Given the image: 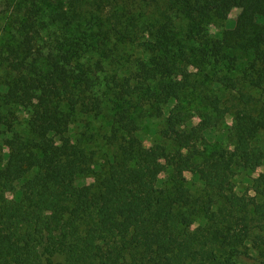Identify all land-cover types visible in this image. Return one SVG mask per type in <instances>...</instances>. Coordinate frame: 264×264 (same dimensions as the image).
<instances>
[{"label": "trees", "instance_id": "16d2710c", "mask_svg": "<svg viewBox=\"0 0 264 264\" xmlns=\"http://www.w3.org/2000/svg\"><path fill=\"white\" fill-rule=\"evenodd\" d=\"M235 10V28L211 37L205 21L225 22ZM180 23L203 47L199 65L226 50L249 55L242 78L215 80L237 94L232 105L203 95L201 130L174 105L199 84L184 49L193 36L179 37ZM14 39L0 64V104L27 113L28 136L0 110V189L14 193L23 182L16 199L0 201V264H241L236 257L248 246L264 264V172L253 197L233 188L236 169L264 167V0H59L45 19L28 7ZM128 44L141 56L125 75L113 74ZM107 90L119 106L107 137L114 154L97 184L81 186L93 158L71 127L101 115ZM145 104L164 119L171 151L143 146ZM228 115L233 148L207 154L200 147ZM187 173L204 196L192 194ZM199 214L204 224L191 232L186 225Z\"/></svg>", "mask_w": 264, "mask_h": 264}, {"label": "rangeland", "instance_id": "374dc122", "mask_svg": "<svg viewBox=\"0 0 264 264\" xmlns=\"http://www.w3.org/2000/svg\"><path fill=\"white\" fill-rule=\"evenodd\" d=\"M33 1L34 0H0V64L6 54H4L3 51L13 44L15 40L14 35L18 32L19 22L23 19L27 8L32 7L34 10L39 11L41 17L45 19L53 12L54 5L59 0H35V3H33ZM239 14V10L233 11L229 19L225 22L215 17L209 18L205 21V29H207L211 37L219 38L235 28ZM148 19L150 18H143L145 21H148ZM178 26H181L179 27V31L181 30L179 37H184L187 40L188 35L193 36L191 39L188 38L189 40L184 43V49L192 56L193 64L190 66L192 80L199 84L190 90L192 94L189 93L187 96H179L174 105L179 104L180 106L181 103V112L184 115L186 125L194 126L201 130L202 124L200 115L204 110V104L202 102L203 95H210L212 93L219 94L223 96L224 102H227L228 105H232L237 94L220 88V86L215 83V80L217 77L221 76H229L234 79L242 78L250 64L249 55L243 50H239L238 52L226 50L222 52L220 59L217 57L212 58L210 61L211 63L199 65V62L195 60L198 58L197 56L200 55L199 50L203 47L199 44L200 42L197 39L195 31L186 23H180ZM123 52L126 54L124 62L118 67H112L113 74L117 72L120 76L128 73L132 67L134 68V64L137 62L136 60L141 56L140 49L132 44L124 46ZM5 71V67L0 65V93L4 89L3 84L7 76ZM252 93L260 100H263L259 92L253 91ZM230 101L232 102L228 103ZM104 105L105 108L101 115L96 116L92 114L89 116H80L71 127L70 134L73 140L79 142L93 158L91 171L78 180V184L81 186L97 184V182L108 173L110 159L114 154V148L110 146L107 140L111 130V118H113L119 107L114 99L113 92L109 90L106 91ZM0 110L6 117H10L11 113L15 130L28 136V115L23 109L19 107L3 108L0 104ZM139 116V136L143 146L145 148H159L164 146L171 151V143L164 140L160 133L164 127V119L158 117V111L145 104ZM232 126L233 117L232 115H228L216 131L207 135V142L200 147L201 150H204L207 154L219 150H231L233 148V142L229 134ZM8 136L9 135H7L6 138ZM260 142V145H264V138L263 140L261 138ZM1 143L6 155L8 150L4 142L2 141ZM263 172L264 167L252 172L244 169H236L233 177V188L235 192L240 196L253 197V181ZM186 178L189 181V186L195 197H202L206 194L204 186L198 177L191 173H187ZM22 185L23 182L17 184L14 193H6L0 189V201L4 202L5 200L16 199ZM238 223L242 228L240 221H238ZM203 224L204 216L199 214L196 216L194 215L188 221L186 227L189 228L191 232H195ZM246 248L248 249H242L240 251L236 260L241 264H261L259 254L255 250H252L250 246Z\"/></svg>", "mask_w": 264, "mask_h": 264}]
</instances>
